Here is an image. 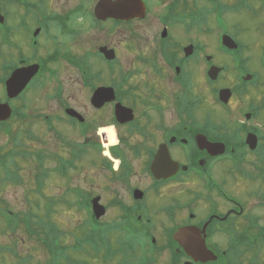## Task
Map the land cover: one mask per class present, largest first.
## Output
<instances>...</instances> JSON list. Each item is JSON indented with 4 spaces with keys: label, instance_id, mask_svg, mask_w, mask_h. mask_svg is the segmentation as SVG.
Masks as SVG:
<instances>
[{
    "label": "flooded vegetation",
    "instance_id": "af4514ba",
    "mask_svg": "<svg viewBox=\"0 0 264 264\" xmlns=\"http://www.w3.org/2000/svg\"><path fill=\"white\" fill-rule=\"evenodd\" d=\"M245 17L264 0H0V170L38 160L41 118L56 168L109 180L76 191L96 225L141 231L132 264H264V26Z\"/></svg>",
    "mask_w": 264,
    "mask_h": 264
},
{
    "label": "rangeland",
    "instance_id": "374dc122",
    "mask_svg": "<svg viewBox=\"0 0 264 264\" xmlns=\"http://www.w3.org/2000/svg\"><path fill=\"white\" fill-rule=\"evenodd\" d=\"M243 22L247 27V34H253L259 28L258 26H262V28L264 26V19L256 20L245 17ZM38 107L39 113H44L47 110L45 103H38ZM42 120L40 118V125L36 129L38 130L37 151L45 155L42 167L40 161L28 158L22 162L21 170L18 169L20 175H17L14 172V170L17 172V167H9L8 164V168L13 169V174L19 177L16 179L10 176L8 179V175L3 177L1 168L0 208L15 214L28 213L32 209L35 210V213H41L42 216H45L47 198L55 201L52 203L53 212L50 220L56 224L59 230L57 234L60 238V245L65 250V252L59 251L60 264H132L129 244L138 241L140 244L143 243L144 237L141 235L132 233L130 236H126L124 231L109 230L105 242L99 238L96 242L91 243H86L83 240L90 233L89 215L85 209L76 205L84 201L83 197L80 194L78 196L76 191L82 188L94 191L97 183L101 186L102 183L109 182V180L103 176L95 180L93 178V175L96 174L95 171H89V175L86 176L79 167L73 170L71 168L67 177L60 175L56 166L60 163L59 158L62 157L61 154L64 155L65 150L61 144L54 145L52 140L55 139V136L52 132L45 130ZM4 139L0 134V145L4 144ZM79 162L81 163L80 160ZM5 171H9L7 167ZM36 174H38L37 180L40 179L43 183L41 194L39 193L38 181L35 182L36 179H34ZM102 188L104 189V187ZM106 195L109 197V194ZM105 200L110 205L112 200ZM68 203H71V206ZM109 212L110 214L102 221L117 218V209L111 206ZM18 224L17 227L8 226L4 218L0 216V252L5 247H14L18 252V256L11 252L0 253V264H19L20 258L25 256L31 257L26 264H50L53 259L50 247L40 241L37 234L31 238L22 223ZM51 235L53 238L56 233L52 232Z\"/></svg>",
    "mask_w": 264,
    "mask_h": 264
},
{
    "label": "trees",
    "instance_id": "16d2710c",
    "mask_svg": "<svg viewBox=\"0 0 264 264\" xmlns=\"http://www.w3.org/2000/svg\"><path fill=\"white\" fill-rule=\"evenodd\" d=\"M45 155L42 154V152H39L38 160L40 161V166L42 167V164L44 162ZM65 171V170H64ZM65 175V173H62ZM38 188H39V193L41 194V189L43 186L42 180L39 179L38 181ZM48 200V204H46V213L45 216H42L41 213H35V210L33 211L32 209L28 213H21V214H11L7 212V210H4L0 208V216H4L6 223L8 226H19L18 223H22L23 227L25 228L26 232L29 233L30 237L33 238L34 234H37L38 239L45 243L46 246L50 247V251L53 254V259H52V264H60L61 258H60V250H65L63 247L60 245V238L58 237L57 232L59 231L56 224L52 223L50 218H51V213L53 212L52 209V203L55 201ZM50 201V202H49ZM69 206H71V203H68ZM79 207L84 206L83 202H80L78 204ZM73 206V204H72ZM95 220L92 218L89 220V223L91 226H93L91 229H89L90 233L83 239L86 243H91V242H96L97 239H102L103 242H105V239L107 238V233L109 230H102V228L97 227L96 224H93ZM17 223V224H16ZM55 232L56 235L53 236L51 233ZM124 232L127 233H138L141 234V231L139 230H126ZM82 243V241H80ZM97 248L99 249V246L97 245ZM31 259L30 256H25L23 258H20L19 264H26L29 260Z\"/></svg>",
    "mask_w": 264,
    "mask_h": 264
},
{
    "label": "water",
    "instance_id": "95a60500",
    "mask_svg": "<svg viewBox=\"0 0 264 264\" xmlns=\"http://www.w3.org/2000/svg\"><path fill=\"white\" fill-rule=\"evenodd\" d=\"M34 74V72H30V69H25L22 73V78H21V81L23 83H25V81L31 77L32 75ZM17 81H15L14 79V83L12 84V87L14 90V95L19 91L20 89V84L16 83ZM7 105H0V121H3L7 118H9L10 114H11V111L10 109L7 111L5 108H6ZM9 108V107H8ZM93 210H94V213L96 215L97 218H100V216L104 213V208L102 205H100L99 203V199L98 198H95L93 200ZM190 248V251L192 254L194 255H198V257L202 258V259H207V249L205 247V245H190L189 246ZM188 248V249H189Z\"/></svg>",
    "mask_w": 264,
    "mask_h": 264
}]
</instances>
